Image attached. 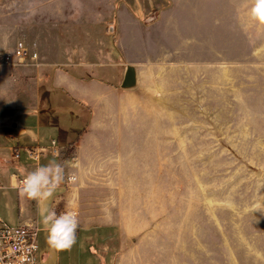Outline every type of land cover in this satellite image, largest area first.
I'll return each mask as SVG.
<instances>
[{
    "label": "rangeland",
    "instance_id": "374dc122",
    "mask_svg": "<svg viewBox=\"0 0 264 264\" xmlns=\"http://www.w3.org/2000/svg\"><path fill=\"white\" fill-rule=\"evenodd\" d=\"M88 1L104 2L106 20L83 37L86 52L104 50L109 61L116 60L115 87L124 89L128 69L136 74L131 89L139 98L137 119L143 120L136 123V197L126 201L121 193L119 203L136 210V226L119 233L80 231L76 245L59 253L49 249L41 232L40 264H264V28L235 18L246 0L244 7L230 1L235 32L227 31L232 35L227 38L221 28L230 22L226 12L210 24L203 18L225 0ZM108 6H127L136 16L140 52L132 60L118 52L117 30L110 31L116 10ZM196 13L200 23L191 18ZM126 26L120 34H130ZM9 30L13 33L5 36ZM17 42L16 28L1 25L0 11L3 51L11 53ZM207 46L211 58L202 57ZM242 46L248 58H241ZM194 47L201 62L189 61ZM52 61L37 58L33 64ZM75 61L88 66L99 60ZM120 127L129 131L133 124ZM130 192L134 195L133 187Z\"/></svg>",
    "mask_w": 264,
    "mask_h": 264
},
{
    "label": "crops",
    "instance_id": "0c3cea01",
    "mask_svg": "<svg viewBox=\"0 0 264 264\" xmlns=\"http://www.w3.org/2000/svg\"><path fill=\"white\" fill-rule=\"evenodd\" d=\"M225 1L215 8L212 6L209 11L203 9L204 5L201 9L206 11L203 18L209 24L215 15L226 12L225 18L229 16L230 22L225 20L221 28L227 38L232 36L228 32H235L231 31L234 8L232 0ZM240 1L244 7L242 2L245 1ZM237 5L238 2L235 7ZM110 7L107 10H116L115 26H111L110 31L117 30L118 52L132 60L140 52L135 32L136 16L127 6ZM250 7L251 0H246L245 8H241V14L235 18L240 16L243 25L249 27L251 23L252 27L259 29L260 26L249 18ZM0 11L1 25L16 28L17 43L23 42L37 58L55 60L42 65H34L31 60L28 64L2 65L6 52L3 51L5 46L0 45V193H4L0 195V219L10 226L35 223L40 234L44 233L40 213L42 208L48 207L57 213L76 211L80 220L77 234L97 229H116L113 232L119 233L122 229L136 226V210L131 213L128 208H121L119 203L121 193L126 201L130 196L136 197L139 98L132 87H115L119 82L120 67L114 58L109 61L110 54L104 50L88 53L85 50L87 45L83 46L84 42L87 43V40L83 42V37L89 28L98 27L106 20L104 2L0 0ZM191 18L194 23H200L202 17L196 13ZM124 26L131 28L130 34H120ZM246 31L248 33V28ZM10 33L13 32L6 31L5 36ZM192 42L199 44L200 40L194 38ZM155 44L154 40L151 46ZM205 49L207 56L202 57L211 58V46ZM240 50L241 58H248L245 47H240ZM202 57L194 47L189 61L201 62ZM87 58L99 61L88 63V66L75 61ZM105 58L107 62H104ZM141 94L148 98L145 90ZM131 122L133 127L129 131L121 130V123ZM53 141L60 150L59 156L48 151L40 155L38 162L29 157V150L49 147ZM15 150L19 159L13 157ZM52 159L63 163L66 173L75 174L78 180L62 184L46 202L21 197L18 189L12 187L13 177L18 183V176L23 177L27 171ZM115 187H118L117 192ZM131 187L134 195H130ZM10 209H13L14 217H10ZM43 258L39 251L40 263Z\"/></svg>",
    "mask_w": 264,
    "mask_h": 264
},
{
    "label": "clouds",
    "instance_id": "9594fccd",
    "mask_svg": "<svg viewBox=\"0 0 264 264\" xmlns=\"http://www.w3.org/2000/svg\"><path fill=\"white\" fill-rule=\"evenodd\" d=\"M249 18L261 28H264V0H251ZM36 139L35 134L32 137ZM78 177L67 174L65 165L55 159L46 164L27 171L23 178L16 183L13 177L12 187L18 189L19 195L37 202L49 201L56 190L65 183H75ZM40 224L46 233V243L50 250L59 253L71 250L77 243V232L80 228L78 213L67 210L57 213L44 207L40 213Z\"/></svg>",
    "mask_w": 264,
    "mask_h": 264
},
{
    "label": "built area",
    "instance_id": "2783aa9c",
    "mask_svg": "<svg viewBox=\"0 0 264 264\" xmlns=\"http://www.w3.org/2000/svg\"><path fill=\"white\" fill-rule=\"evenodd\" d=\"M30 60L36 61L37 55L30 52L23 42H19L13 52L3 56L1 64L15 66L28 64ZM48 151L54 156L60 155L55 141L49 147L29 150L28 154L32 160L38 162L40 155ZM13 157L19 159L17 150L14 151ZM22 178L18 176V183ZM38 234L39 229L35 223L10 226L0 219V264H40Z\"/></svg>",
    "mask_w": 264,
    "mask_h": 264
},
{
    "label": "water",
    "instance_id": "95a60500",
    "mask_svg": "<svg viewBox=\"0 0 264 264\" xmlns=\"http://www.w3.org/2000/svg\"><path fill=\"white\" fill-rule=\"evenodd\" d=\"M135 84H136V74H135V71L130 68L127 70V72L125 74V77H124V80L122 83V87L123 88H131Z\"/></svg>",
    "mask_w": 264,
    "mask_h": 264
},
{
    "label": "trees",
    "instance_id": "16d2710c",
    "mask_svg": "<svg viewBox=\"0 0 264 264\" xmlns=\"http://www.w3.org/2000/svg\"><path fill=\"white\" fill-rule=\"evenodd\" d=\"M74 149V148H73ZM73 149H72V151H73Z\"/></svg>",
    "mask_w": 264,
    "mask_h": 264
}]
</instances>
